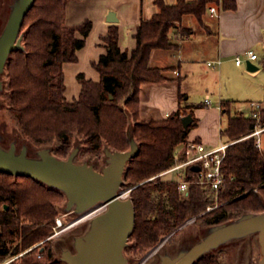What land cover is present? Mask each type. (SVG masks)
Wrapping results in <instances>:
<instances>
[{"label": "trees", "instance_id": "16d2710c", "mask_svg": "<svg viewBox=\"0 0 264 264\" xmlns=\"http://www.w3.org/2000/svg\"><path fill=\"white\" fill-rule=\"evenodd\" d=\"M67 1L35 0L25 15L23 48L9 53L3 69L8 78L7 100L22 135L34 143L56 141L52 153L57 157H66L74 134L84 137L81 153L98 154L104 146L126 150L130 139L137 142L138 151L123 173L122 186L130 188L135 212L128 238L132 244L124 250L140 255L191 217L204 232L242 214L264 211V151L256 147L255 136H247L256 124L264 125V100L258 121L242 112L232 114L228 101L220 104L227 116L220 135L231 142L221 162L223 184L217 190L200 184L195 180L196 171L185 166L179 171L189 181L184 192L179 191L176 177L160 173L185 159L176 147L195 126L192 107L197 105H191L189 111L179 106L162 116L143 102L150 85L171 80L164 72L173 68L151 66V51L173 48L172 33L191 31L182 23L186 15L203 23L212 3L226 9L235 8V1L176 0L167 4L154 0L158 11L139 22L130 52L120 49L117 26L110 25L100 36L105 52L92 62L100 79L78 73L80 89L71 100L65 96L63 64L76 60L92 22L85 19L67 24ZM187 113L193 118L184 126L181 118ZM64 198L62 190L32 177L0 172V261L41 242L18 256V264H65L54 255L50 236L58 214L56 204ZM192 264H220V260L217 253H204Z\"/></svg>", "mask_w": 264, "mask_h": 264}, {"label": "crops", "instance_id": "0c3cea01", "mask_svg": "<svg viewBox=\"0 0 264 264\" xmlns=\"http://www.w3.org/2000/svg\"><path fill=\"white\" fill-rule=\"evenodd\" d=\"M164 1L167 4L176 2ZM234 1L235 8L226 9L212 3L210 6L215 7V13H211L208 6L203 23L192 15H186L182 23L191 31L185 35L172 33L171 40L176 46L153 49L149 58L151 66L173 68L164 72L171 80L150 85L143 102L162 116L179 106H185V110L189 111L191 105H197L192 107L196 124L190 129L188 139L202 141L208 148L224 141L220 135V129L226 125V122L222 125V117L226 115L220 107L222 102H230L231 113L233 110L244 112L234 106V102L241 97L248 96L249 102H260L254 99L259 82L253 85L247 81H235L236 75H254L249 72L254 70L243 67L247 60L236 64L234 57L253 50L257 58L251 62L255 66L262 62L261 72L264 71V0ZM109 11L115 12L116 21L106 19ZM157 11L154 0H68L66 23L75 25L89 19L92 27L84 45L76 51V60L63 64L66 99H72L79 92L78 73L94 81L100 79L92 62L105 52L100 36L107 32L110 25L117 26L120 49L130 52L136 44L134 34L139 22L150 19ZM208 61L215 62L208 64ZM197 98L201 100L194 101ZM182 146L183 143H180L176 147L178 153Z\"/></svg>", "mask_w": 264, "mask_h": 264}, {"label": "water", "instance_id": "95a60500", "mask_svg": "<svg viewBox=\"0 0 264 264\" xmlns=\"http://www.w3.org/2000/svg\"><path fill=\"white\" fill-rule=\"evenodd\" d=\"M35 0H14L7 21L0 33V77L9 53L22 49L19 31L23 19ZM106 19L116 21L114 11H109ZM249 70H255L251 60L246 61ZM1 87V78H0ZM192 115L187 113L181 120L187 126ZM138 151V144L130 139L126 150L105 148L107 163L98 170L87 162L74 161L77 148L66 157H57L48 148H42L37 156H29L26 147L16 151L14 143L5 149L0 145V172L32 177L48 186L62 190L67 198V208L81 212L95 203L105 209L94 216L89 228L75 236L72 252L65 249L61 259L67 264H127L124 247L134 227L135 212L130 197H122L119 188L123 181L125 166ZM192 170H199L196 164ZM257 231L261 257L258 264H264V211L248 212L238 218L208 228L203 238L178 251L174 256H161L160 264H192L198 257L221 242Z\"/></svg>", "mask_w": 264, "mask_h": 264}, {"label": "rangeland", "instance_id": "374dc122", "mask_svg": "<svg viewBox=\"0 0 264 264\" xmlns=\"http://www.w3.org/2000/svg\"><path fill=\"white\" fill-rule=\"evenodd\" d=\"M13 3L14 0H0V33L7 21ZM24 30L25 28L21 27L19 31V35H21L22 44ZM257 66L259 67L258 69L254 71H249L253 72L254 75L249 74L246 75V77L236 75L235 81H247V83H251L253 85L259 82L260 84L258 85V92L254 95V99H258V101L262 102L264 100V71L261 72V70L263 69L262 62L257 64ZM243 67L246 68L245 63L243 64ZM0 78V145L3 148L7 149L11 143H14L16 151H19L23 146H25L26 153L29 156H37L38 151L42 148H48L50 152H52L57 144L56 141L45 144L34 143L28 138H26L24 135H22L18 127L17 121L9 108L7 100V94L9 92V89L7 87L8 78L6 76L5 71L2 72ZM247 97L248 96H246V98L241 97L236 100L234 102V106L239 109H243V113L245 115H250L251 102H249V99ZM200 100V98H197V100L195 99L194 101ZM232 113L238 112H235L233 110ZM225 122L226 115L222 117V125H225ZM130 132L131 128H128V133ZM261 137L264 142V132H262ZM83 140V136L74 134L71 137V146L68 149L67 155L71 152V150L77 148V152L74 156L75 162H87L88 164L93 165L94 168L101 170L102 167L107 163V156L104 152V149L107 147L104 146L98 154L92 152L81 153L85 146ZM223 140L224 139L222 138V141ZM163 177L178 178L175 172L164 174ZM152 178L153 177H151L150 179ZM129 190L130 188L122 186L121 183L119 192L121 193L122 197H129ZM66 201L67 198L65 195V198L62 200V202L56 204L58 211L56 217H61L63 224L58 228L59 232L57 234L52 235V233L50 235L54 255L61 261H63L61 259V252L65 249H68L73 252L75 250V236L85 233L89 228L90 220L105 209V206H102L101 203H95L92 206L86 208L85 210L77 212L72 209L73 206L67 208ZM207 230L208 229L202 232L200 223L195 222L194 217H191L187 219L183 224L179 225L173 231L169 232L165 236H162L157 244H155L152 248L148 249L140 255H135L132 252L124 250V255L127 258V264H160L161 256H174L178 253V251L186 249L187 247L195 243L197 240L203 238ZM131 244L132 241L128 239L126 246L129 247ZM205 253H217L220 260V264H258V260L261 257L258 233L257 231H254L243 236L230 238L225 242H221V244H219L217 247H214ZM18 256L20 255L17 254L8 256L1 262H6L5 264H18ZM64 263L67 264L66 262Z\"/></svg>", "mask_w": 264, "mask_h": 264}, {"label": "built area", "instance_id": "2783aa9c", "mask_svg": "<svg viewBox=\"0 0 264 264\" xmlns=\"http://www.w3.org/2000/svg\"><path fill=\"white\" fill-rule=\"evenodd\" d=\"M210 12L215 13V7L210 6ZM257 58V54L253 50H248L244 54L236 55L234 57V62L240 64L245 60H253ZM215 61H208V64H213ZM220 60L217 61L219 63ZM177 73V71H175ZM205 102L208 104L209 100L206 99ZM251 111L250 115L259 120V112L262 108L261 102H251ZM168 114H166L167 116ZM262 132H264V125L256 124L254 130L249 133L247 136H255V145L256 147L264 151V142L261 137ZM183 146L181 152L184 153L185 159L181 162L175 163L170 168L166 169L160 174H167L170 172H176L178 174V189L179 191L184 192L187 189V184L189 181L183 179L179 174V171L182 167L190 166L196 164L199 166V170L196 171V181L200 184L210 185L212 188L217 190L223 184V175L221 172V162L225 154L226 146L231 142H221L219 145L208 148L202 141L196 139H187L182 142ZM179 152V153H181ZM178 153V152H177ZM217 204L208 206L206 211L213 209ZM63 222L61 217H56L55 225L53 226L54 231L52 235H55L59 232V227L62 226ZM41 242L25 249L20 252L19 255H23L25 252L31 250L35 246L39 245ZM40 252L37 251L36 255L40 256ZM6 263V262H5ZM0 261V264H5Z\"/></svg>", "mask_w": 264, "mask_h": 264}, {"label": "flooded vegetation", "instance_id": "af4514ba", "mask_svg": "<svg viewBox=\"0 0 264 264\" xmlns=\"http://www.w3.org/2000/svg\"><path fill=\"white\" fill-rule=\"evenodd\" d=\"M2 31V30H1Z\"/></svg>", "mask_w": 264, "mask_h": 264}]
</instances>
